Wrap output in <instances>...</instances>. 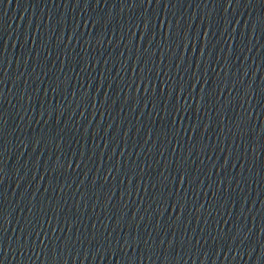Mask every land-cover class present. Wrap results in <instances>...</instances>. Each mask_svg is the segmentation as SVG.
Instances as JSON below:
<instances>
[{
    "label": "water",
    "instance_id": "1",
    "mask_svg": "<svg viewBox=\"0 0 264 264\" xmlns=\"http://www.w3.org/2000/svg\"><path fill=\"white\" fill-rule=\"evenodd\" d=\"M0 264H264V0H0Z\"/></svg>",
    "mask_w": 264,
    "mask_h": 264
}]
</instances>
